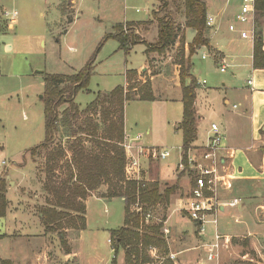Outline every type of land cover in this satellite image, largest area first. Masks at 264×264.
<instances>
[{
  "label": "rangeland",
  "instance_id": "374dc122",
  "mask_svg": "<svg viewBox=\"0 0 264 264\" xmlns=\"http://www.w3.org/2000/svg\"><path fill=\"white\" fill-rule=\"evenodd\" d=\"M179 1H171L173 5L171 10H168L164 3L158 4L159 11L156 13V19L169 17L176 26L180 27L178 20L176 19L177 22H175L170 17L174 10L176 13L182 11V16L186 14L185 10L180 8ZM137 2L140 5L137 9H141L140 16L145 15L144 3L139 0ZM94 4L92 0H76L75 3L71 0H49L48 2L45 0H0V147L4 146L0 148V167L2 170L10 167L7 173L13 181L22 180V183H25L24 186L31 187L30 196L25 191H21L19 187L12 189L8 196L6 194L7 210L9 208L11 211V221L14 222L16 218L14 206L20 207L22 210L20 214L23 215L22 222L26 224L19 227L24 228L29 234L33 228H35L33 231H36L40 226L30 227L34 209L28 210V206L33 207L36 204L44 206L47 198L44 192L46 152L38 150L34 156L29 153V150L41 145L46 137L43 99L45 75H76L94 58V72L90 79L89 92L81 90L76 96V103L80 106L81 112H84L97 99L98 94L110 93L117 87L123 86L126 71L140 69L145 64L147 58L143 53L144 47L148 50L157 45V43L146 42L145 45H136L129 54L120 51L116 40L105 41L106 36L114 31L109 28L107 22H100L95 18L97 13ZM241 4L242 0H235L233 3L234 7H238L239 10ZM149 8L151 9V6ZM133 9L136 11V8ZM6 11H17L19 15L12 21L7 20L4 17ZM76 14V23H69L70 20H74ZM123 28L125 31L130 29L127 25H123ZM126 33L138 35L135 30H129ZM152 35L148 38L151 41L154 36ZM138 36L141 38L140 35ZM178 41L179 45H175L165 54L154 50L147 52L148 55H156L155 59L150 60V73L142 72L136 79L140 82L137 84H143L151 80V76L164 74L154 83L156 95L162 101L155 103L132 101L126 105L128 134L142 135V141L148 143L149 146L171 152L168 159L155 163L146 162L144 166L150 167L151 181H158L162 190L178 186V191L172 196L170 205L155 210L157 217L169 221L172 240H177L172 247V250L176 252L190 247L187 244V233L181 236L176 233L179 234L184 229L191 235L195 228L188 218H182L183 213L173 210L179 208V205L176 206L177 202L180 201L179 204H183L190 196V188L194 186L196 176L190 168L185 171L177 169L182 161V132L179 130V124L183 116V105L179 98L182 92L179 64L183 58L188 61L190 54L183 50L182 44L185 42L183 37ZM193 62L199 84L198 89L212 87L211 83L216 76L208 70L206 62L201 59V53L199 56L195 55ZM176 65L178 68L175 67ZM175 71L179 72L177 81L175 80L177 77L173 80ZM232 71L233 69H228L223 75L229 76ZM203 80H206L207 85H200ZM177 85L181 91L178 92L179 97L176 99ZM170 99L175 100L169 101ZM66 108L68 105L64 103L60 107V113ZM209 117L207 116L206 119ZM92 119L94 122H100V112H97ZM85 123H88L85 116L77 122L73 121L75 127L85 126ZM148 129L150 134L147 133ZM66 133L60 120L52 148L62 146L70 150L75 138L65 137ZM200 135V137L205 135L203 124L200 128ZM84 145L88 148L93 147L88 141H84ZM68 156L71 158V153ZM58 172L64 177L63 170ZM107 192L108 187L102 186L97 195L102 197ZM38 195L41 196L39 200L35 198ZM133 208L132 205L131 210L134 212ZM89 212V225L86 230L81 234L80 231L74 230L64 235L66 242L70 241L77 257V261L74 260L73 263L126 264V251L120 249L117 254L109 243L111 231L118 230L125 225L126 200L116 198L107 204L92 199L89 202ZM231 219L233 218L220 219L221 234L231 233L223 231L222 224L226 221L233 224L231 221L234 219ZM145 223L147 226L152 225L146 221ZM42 225L44 226L43 223ZM161 235L163 236L162 231ZM209 238L212 240L213 235L210 234ZM247 242L249 247H245ZM156 247H163L168 251L166 241L164 246ZM52 250L54 256L52 264H61L58 261L60 253L56 254L55 249ZM187 257L189 254L181 256L182 259ZM223 257L231 264H264V244L255 237L249 239L244 236L233 237L231 247L224 251Z\"/></svg>",
  "mask_w": 264,
  "mask_h": 264
},
{
  "label": "trees",
  "instance_id": "16d2710c",
  "mask_svg": "<svg viewBox=\"0 0 264 264\" xmlns=\"http://www.w3.org/2000/svg\"><path fill=\"white\" fill-rule=\"evenodd\" d=\"M183 5L186 12V27L196 32V37L189 46L188 61L183 58L179 64L183 105L179 130L182 132V162L188 167L189 154L198 137L195 104L199 84L191 73V58L200 47H208L209 40L205 36L208 28L207 5L202 0H183ZM72 22L73 20H70L69 23ZM157 22L159 40L157 45L150 47L147 52L154 50L165 54L176 45L182 30L169 17L160 18ZM129 26L131 30V25ZM263 27L264 0H256L253 60L255 69H264ZM110 39L116 40L119 43V50L125 54H129L136 45L146 43L138 35L127 34L123 25L116 26L114 33L107 35L105 41ZM94 62L95 59L92 58L76 75L47 74L44 77L46 137L41 145L29 150L32 156L36 155L38 150L46 152L44 192L47 198L45 206L40 208L42 223L48 233L56 231L60 235H65V231L69 229L84 231L87 227V199L100 187L107 186L108 192L102 198L126 200L125 225L111 231L110 239L114 251L116 253L120 249L126 251V264H145L149 260L147 251L150 247L165 245L161 235L163 225L147 226L144 216L133 212L131 206L139 203L145 212L166 207L170 205L178 186L162 190L158 181L136 182L126 179L127 158L123 147L126 137L125 108L126 104L132 101L155 102L156 97L151 81L137 84L140 83L136 80L138 72L129 70L126 74L128 83L126 88L119 86L110 93L98 94L97 99L81 112L80 106L76 103V96L81 90L89 92ZM64 103H67L68 108L60 113V107ZM97 112L101 114L100 122H94L92 119ZM83 116L88 123L75 127L73 121L77 122ZM60 120L67 132L65 137L75 138L69 151L62 146L52 148ZM84 141L91 142L93 147H86ZM69 152L71 158L68 156ZM60 170L65 172L64 177L58 174ZM6 193L7 182L0 179V217L6 215L8 203ZM62 244L68 250L65 239ZM245 247H249L248 242Z\"/></svg>",
  "mask_w": 264,
  "mask_h": 264
},
{
  "label": "crops",
  "instance_id": "0c3cea01",
  "mask_svg": "<svg viewBox=\"0 0 264 264\" xmlns=\"http://www.w3.org/2000/svg\"><path fill=\"white\" fill-rule=\"evenodd\" d=\"M45 1L48 2L49 0ZM75 1L76 0H71L72 3H75ZM92 1L95 3L94 8H96L97 13L95 15L96 19L100 22H107L112 31H114L115 27L118 25H131V30H135L143 41L148 43H157L159 40V27L156 19V13L159 11L158 4L164 3L168 10L173 8L171 4L173 0H139V2L142 1L144 3L145 9V15L140 16L141 9H137V7L140 6L137 4L138 0ZM202 1L207 5V15L208 18L213 21V26L208 27L205 33L206 38L209 40V46L200 47L197 49L195 55L199 56L201 53V59L206 62L208 70H210L216 78L212 81L211 84L213 85L209 89L203 88L197 89L196 91L197 99L195 107L197 112L198 137L190 151V156L201 157L211 130V125L217 124L227 136V140L219 153L221 157V170L233 178L232 189L223 191L221 199L223 202L240 199V204L236 207H227L221 210L219 221L220 219L233 218L234 221H231V223L233 222L235 225L227 221L222 223L223 231L231 232L229 234L224 233V235L231 237L244 236L248 239L255 237L259 238L261 243L264 244V69H255L253 66L254 42L249 39H243L238 32L233 33L229 30V26L236 23V14L239 12L238 7H234L233 5L235 0ZM129 2H131V5H129ZM179 5L183 10V0L179 1ZM149 6H151V9ZM133 8H136V11H134ZM181 12L182 11L176 13L174 10V13H172L170 17H172L175 22L178 20L179 24H181L180 28L182 31L179 39L183 37V41L185 42H183L182 47L184 52L188 54L189 46L193 43L196 32L186 27V17L185 15L182 16ZM176 16H178V18ZM76 17L77 14L73 20V24L76 23ZM237 26L238 29H248L240 24H237ZM155 29L157 31L156 33ZM112 33L113 32H110V34ZM151 35L153 36L152 41L148 39ZM176 45H179V41ZM133 48L131 50H133ZM143 53L147 58L145 64L140 69H134L139 75L147 71L150 73V60L156 57V55L147 54V47H144ZM195 55L191 58V73L196 78L193 62ZM204 55L206 56L205 59H203ZM186 56L188 57V55ZM222 60H227L230 64H233V66L229 68L233 69L229 76H224L223 74L225 73H221L220 71ZM175 67L178 68L177 65ZM128 71H126V74ZM178 73V71L174 72L173 80L174 77H177L175 78L176 81L179 79ZM163 76L164 74L162 73L151 76L150 81L156 97L155 102L162 100L156 95L154 83L156 79H161ZM125 79L123 87L128 86L126 75ZM250 79L253 80V86L248 84ZM200 85H207L206 80H203ZM165 91H167V89ZM179 91L181 90L178 86L176 90V99L179 97ZM179 98L182 102V92ZM171 100L175 99H170L169 101ZM209 114H211V117H209ZM207 116L209 118L206 119ZM202 124L205 128V135L200 137V128ZM128 129L125 108L126 136L133 138V134H128ZM147 133H151L149 129ZM142 143L149 146L148 143H144L143 141ZM0 148H4V146ZM20 166L21 165H19V167ZM144 167L143 177L145 180L151 181L150 167L146 165ZM9 168L2 170L0 167V179H5L7 182V196L12 189L18 187L21 188V191H25V193L30 196L29 189L31 187L24 186L25 183H22V180L20 182L13 181L7 173ZM98 192L99 190L86 201L87 226L89 225L90 218V200L93 199L107 204L114 200L104 199L97 195ZM35 198L39 200L41 196L38 195ZM185 200H187V198ZM179 202L176 203V206L179 205L180 208L181 204H179ZM42 206H39V204L33 207L28 206V210L34 209V214L32 216L33 220L30 221V227L32 225L40 226L36 231H33L35 230V228H33L30 234L28 231L26 232L24 228L19 227L26 224L22 222L23 215L20 214V212H22L20 207L14 206L16 214L14 222L11 221V211L9 208L6 216L0 217V264H52V259L54 257L51 252L53 251L52 249H55L56 254L60 253L58 261L61 264H67V262H69L68 264H74L73 261H77L70 241L67 243L69 251L64 248L62 244L64 235H60L58 232L47 233L46 228L42 225V214L40 211L38 212L39 207ZM179 208H175L173 211L179 212ZM182 218H187L184 213L182 214ZM194 228V233L191 235L184 229L181 230V233H176L178 236L187 233V244L190 246L189 248L197 247L201 244L196 234L195 225ZM218 228L221 233L220 223ZM71 231L74 230L69 229L65 232L69 234ZM82 232L83 231H80V234ZM213 233L214 229H210L209 235H213ZM65 250H67L68 253L65 252ZM194 256L195 253L189 255L187 261L194 260ZM114 261H116V259H114Z\"/></svg>",
  "mask_w": 264,
  "mask_h": 264
},
{
  "label": "built area",
  "instance_id": "2783aa9c",
  "mask_svg": "<svg viewBox=\"0 0 264 264\" xmlns=\"http://www.w3.org/2000/svg\"><path fill=\"white\" fill-rule=\"evenodd\" d=\"M240 8L236 14V23L231 24L229 30L233 33L238 32L243 39H249L254 42L256 0H242ZM18 15L17 11H6L4 13L5 19L11 21L17 18ZM237 24L248 29H238ZM212 26L213 21L208 18L207 27ZM129 30L126 29L125 32ZM205 58L206 56L204 55L203 59ZM232 66L233 64H230L227 60H222L221 73H226ZM248 84L253 86V80L250 79ZM226 140L227 136L222 132L221 128L217 124H212L201 157H192L189 154L188 167L181 161L177 168L180 171L190 168L196 174L194 186L190 190V196L181 204L179 212L184 213L195 225L196 234L201 242L199 246L177 252L173 251V243H176L177 240H172V230L168 226V220L157 217L156 209H150L144 213V209L139 203L133 205L134 212L144 216L147 223L163 225L162 233L168 247V251L164 250L163 247H150L147 251L149 260L145 264H231L225 260L223 253L231 247L233 237L225 236L219 232V218L222 209L236 207L240 204V199H233L228 202H223L221 199L222 192L233 187L232 176L221 170L219 153ZM123 147L127 157L125 172L128 181H141L144 179L143 168L146 162H160L171 156L169 150L144 145L142 143V135H136L133 138L126 136ZM210 229H214L212 240L209 238ZM109 243L113 247L111 239H109ZM192 253H195L194 260L187 261L188 257L185 259L181 258L182 255H191Z\"/></svg>",
  "mask_w": 264,
  "mask_h": 264
}]
</instances>
